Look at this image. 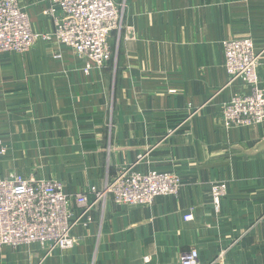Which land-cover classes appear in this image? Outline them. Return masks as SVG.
Wrapping results in <instances>:
<instances>
[{
  "label": "crops",
  "instance_id": "1",
  "mask_svg": "<svg viewBox=\"0 0 264 264\" xmlns=\"http://www.w3.org/2000/svg\"><path fill=\"white\" fill-rule=\"evenodd\" d=\"M18 1L35 32L53 30L47 0ZM124 2L104 67L86 73L56 40L0 55V179L60 182L76 221L72 248L4 247L0 264H179L191 249L200 264H264V125L222 119L248 92L229 82L226 41L254 42L264 88V0ZM123 168L172 174L180 192L147 207L98 199L92 189ZM216 183L227 186L219 212Z\"/></svg>",
  "mask_w": 264,
  "mask_h": 264
},
{
  "label": "built area",
  "instance_id": "2",
  "mask_svg": "<svg viewBox=\"0 0 264 264\" xmlns=\"http://www.w3.org/2000/svg\"><path fill=\"white\" fill-rule=\"evenodd\" d=\"M45 11L53 22L50 33L33 30L28 14L18 0H0V55L24 53L40 40H56L72 50L84 63L85 72L104 67L111 58L110 36L123 23L125 0H47ZM225 70L229 82L240 81L248 92L233 95L222 108L226 128L264 125V88L258 69L259 56L251 39L224 43ZM4 147L0 141V156ZM178 178L169 173L143 174L131 168L120 170L103 191L92 189L98 199L112 196L117 204L147 207L155 198L177 196ZM227 186L213 184L211 205L216 212L226 196ZM75 203L88 208V195L77 194ZM71 198L54 180L26 178L13 174L0 179V252L4 247L40 244L49 251L75 245L72 230L76 221L70 211ZM193 219L192 213L185 220ZM179 264H200L199 252L180 254Z\"/></svg>",
  "mask_w": 264,
  "mask_h": 264
}]
</instances>
